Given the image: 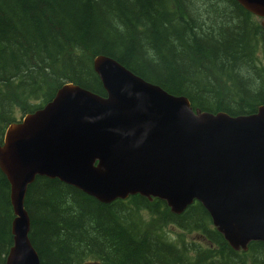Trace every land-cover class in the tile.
Segmentation results:
<instances>
[{
    "label": "trees",
    "instance_id": "trees-1",
    "mask_svg": "<svg viewBox=\"0 0 264 264\" xmlns=\"http://www.w3.org/2000/svg\"><path fill=\"white\" fill-rule=\"evenodd\" d=\"M99 53L194 109L235 115L264 102V25L237 0H0V143L63 83L105 95ZM24 207L38 264H264L263 240L234 250L197 199L181 213L139 193L105 203L36 175ZM13 218L0 169V264ZM174 227L194 239L171 237Z\"/></svg>",
    "mask_w": 264,
    "mask_h": 264
},
{
    "label": "water",
    "instance_id": "water-1",
    "mask_svg": "<svg viewBox=\"0 0 264 264\" xmlns=\"http://www.w3.org/2000/svg\"><path fill=\"white\" fill-rule=\"evenodd\" d=\"M237 1L264 16V0ZM92 63L105 95L63 83L4 130L0 169L15 215L6 264L23 261L27 251L31 264L39 262L24 207L36 175L105 203L139 193L179 212L198 199L234 248L264 241V102L236 115L193 109L186 95L167 92L109 55L96 54Z\"/></svg>",
    "mask_w": 264,
    "mask_h": 264
},
{
    "label": "rangeland",
    "instance_id": "rangeland-1",
    "mask_svg": "<svg viewBox=\"0 0 264 264\" xmlns=\"http://www.w3.org/2000/svg\"><path fill=\"white\" fill-rule=\"evenodd\" d=\"M200 4V3H199ZM198 5V3H197ZM230 5H227V8H229ZM193 15V14H192ZM177 232L181 233V235H183L184 237H186L187 239H194V234L192 233H189V232H186V231H182L180 229H177L176 227L173 228V230L171 231V237H175L177 238ZM234 250L236 251H240V249H236V248H233ZM242 249V248H241ZM22 250H23V243H22ZM243 251V250H242Z\"/></svg>",
    "mask_w": 264,
    "mask_h": 264
},
{
    "label": "bare ground",
    "instance_id": "bare-ground-1",
    "mask_svg": "<svg viewBox=\"0 0 264 264\" xmlns=\"http://www.w3.org/2000/svg\"><path fill=\"white\" fill-rule=\"evenodd\" d=\"M18 251V248H13V253L17 252ZM31 261H32V255L27 251L25 253V259L22 261H18L17 264H31Z\"/></svg>",
    "mask_w": 264,
    "mask_h": 264
}]
</instances>
